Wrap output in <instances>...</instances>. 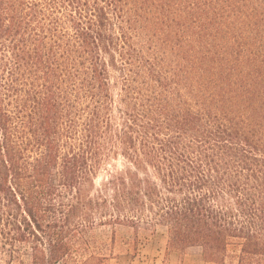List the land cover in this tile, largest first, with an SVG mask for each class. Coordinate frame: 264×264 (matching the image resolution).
Segmentation results:
<instances>
[{"label": "trees", "instance_id": "1", "mask_svg": "<svg viewBox=\"0 0 264 264\" xmlns=\"http://www.w3.org/2000/svg\"><path fill=\"white\" fill-rule=\"evenodd\" d=\"M116 224L264 264V0H0L3 264Z\"/></svg>", "mask_w": 264, "mask_h": 264}, {"label": "rangeland", "instance_id": "2", "mask_svg": "<svg viewBox=\"0 0 264 264\" xmlns=\"http://www.w3.org/2000/svg\"><path fill=\"white\" fill-rule=\"evenodd\" d=\"M120 158L103 164L97 171L93 185L85 194L95 195L107 180L109 173L119 171ZM94 252L104 257L101 264H214L205 262L196 249L187 251L168 250L164 228L155 232L136 230L130 226H100L88 235ZM27 260L28 258L24 256ZM0 264H3L0 258Z\"/></svg>", "mask_w": 264, "mask_h": 264}]
</instances>
